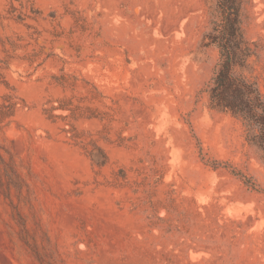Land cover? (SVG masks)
<instances>
[{
  "label": "rangeland",
  "instance_id": "1",
  "mask_svg": "<svg viewBox=\"0 0 264 264\" xmlns=\"http://www.w3.org/2000/svg\"><path fill=\"white\" fill-rule=\"evenodd\" d=\"M214 3L0 0L55 53L0 84L28 105L0 131V264H264V152L206 92ZM244 27L264 92V0Z\"/></svg>",
  "mask_w": 264,
  "mask_h": 264
},
{
  "label": "trees",
  "instance_id": "2",
  "mask_svg": "<svg viewBox=\"0 0 264 264\" xmlns=\"http://www.w3.org/2000/svg\"><path fill=\"white\" fill-rule=\"evenodd\" d=\"M251 4L252 0H215L210 12L209 26L202 35V46H214L218 50L219 58L206 85V92L210 107L240 119L246 128L248 140L264 152V92L257 73L262 47L257 40L247 37L244 27L247 8ZM16 10L12 5L8 14L0 15L1 22L13 19L34 30L28 33V41L19 32L0 34V84L12 90L5 71L14 60L28 62L33 66L55 56L53 50L47 51L46 45L38 42L40 33L33 25L24 22L22 12L15 14ZM20 50L24 53H20ZM65 79L66 76L62 75L59 81L64 84ZM1 97L0 131H3L14 121L17 112L28 105L14 91L6 92ZM58 108L54 107L53 111ZM60 108L69 109L65 103ZM70 110L74 112V109ZM90 157L99 166L108 160L107 154L99 146L90 151Z\"/></svg>",
  "mask_w": 264,
  "mask_h": 264
}]
</instances>
